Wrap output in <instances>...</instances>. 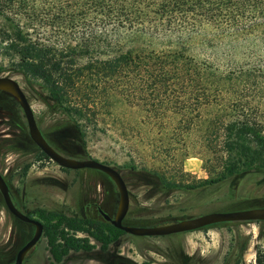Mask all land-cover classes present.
Wrapping results in <instances>:
<instances>
[{"label": "trees", "instance_id": "obj_1", "mask_svg": "<svg viewBox=\"0 0 264 264\" xmlns=\"http://www.w3.org/2000/svg\"><path fill=\"white\" fill-rule=\"evenodd\" d=\"M199 33L206 46L245 42L241 60L233 63L232 53L223 65L197 58L189 42ZM0 56L13 73L42 82L57 127L78 129L75 116L83 122L122 102L140 108L149 138H203L212 156L206 178H184L177 157L160 159L161 178L136 170L157 176L169 193L180 191L178 220L194 216L186 214L193 203L198 215L264 206V195L235 198L239 188L264 186V0H0ZM78 94L79 103L71 99ZM223 187L224 202L215 196ZM37 212L56 259L90 247L68 233L96 230V222ZM100 225L114 237L123 232Z\"/></svg>", "mask_w": 264, "mask_h": 264}, {"label": "rangeland", "instance_id": "obj_2", "mask_svg": "<svg viewBox=\"0 0 264 264\" xmlns=\"http://www.w3.org/2000/svg\"><path fill=\"white\" fill-rule=\"evenodd\" d=\"M263 24H259V29ZM206 38L199 33L190 40L189 50L197 58H204L217 64L224 63L226 55L233 54V63L241 60L243 44L241 40L231 44H217L206 46L202 43ZM128 40L127 33H121V42ZM215 43V42H214ZM13 64L8 57L0 56V76H10L16 79L25 91L32 110L34 111L41 128L45 131L46 126L52 124L47 91L38 79L25 77L13 73ZM72 100L78 102L81 95H72ZM79 103V102H78ZM1 112L11 123V128L16 133L23 135V142L10 151H3L0 167L6 174L15 197H21L28 212L39 219L42 223L47 221L39 216L38 209L68 215L73 218L88 219L96 222L97 229L83 225V231H76L72 235L76 242L86 239L84 246H98V239H104L106 232L100 229L99 216L92 206V200H101L104 206L114 212L117 201L115 185L104 175L90 169L77 171H65L59 169L55 163L39 155L38 150L25 137V121L13 100L0 97ZM110 109V108H109ZM143 112L138 106H130L118 102L112 110L104 111L94 116L89 113L86 120L81 122V117L75 116L73 122L83 130V138H70L67 131L55 129L49 133L48 138L59 150L75 157H91L105 162L117 168L125 175L126 170L134 166L135 170H148L159 172V178L166 168L160 159L165 157H177L182 159V174L184 178L196 181L208 176L205 161L212 157L203 147V138L192 135L190 138H149L145 126L139 121ZM5 122V121H4ZM6 124V123H5ZM140 124V125H138ZM138 127V128H135ZM2 129L3 127L0 126ZM10 128V130H12ZM0 129V130H1ZM75 131V130H74ZM47 134V133H46ZM71 134V133H70ZM25 137V138H24ZM27 161L28 168L23 170L21 160ZM41 158V160H38ZM212 159V158H211ZM171 162L169 165H172ZM163 167V168H162ZM165 174V173H164ZM166 176H169L166 173ZM132 210L139 216L145 208L154 209L163 207L156 218H164L168 215L173 217L163 219L161 224L178 220L179 200L182 197L180 191H172L165 197L142 198L140 192L130 185ZM227 187L212 200L220 201L225 197ZM264 195V186L256 188L252 184L239 188L235 198H250ZM198 204L187 210L186 214L198 215ZM136 216V215H135ZM190 217V216H189ZM187 218V217H185ZM53 222V221H52ZM20 223L7 214L6 207L0 195V262L11 263L14 260L15 229ZM67 229V228H66ZM46 238L29 253L25 264H46L48 262L45 249ZM109 245V244H108ZM107 245V246H108ZM88 247V248H90ZM111 255L122 256L131 261L130 264H172L178 248L183 252L193 253L195 258H200L197 264H264V257L257 262L256 256H264V220L263 221H233L212 225L188 232L169 235L166 237L135 238L132 235H121L111 244ZM12 249L14 251H12ZM92 249V250H93ZM72 252L69 261L63 264H106L102 259L91 260ZM116 253V254H114ZM81 257V259H79Z\"/></svg>", "mask_w": 264, "mask_h": 264}, {"label": "flooded vegetation", "instance_id": "obj_3", "mask_svg": "<svg viewBox=\"0 0 264 264\" xmlns=\"http://www.w3.org/2000/svg\"><path fill=\"white\" fill-rule=\"evenodd\" d=\"M2 76H5V75H2ZM22 90H23V88H22ZM23 92L25 93L24 90H23ZM25 95H26V93H25ZM1 96L2 97H6V98H10L11 100L14 101V103L16 104L18 110L20 111V113H21V115H22V117L24 118V121H25V127H26L25 128V130H26L25 137L33 144V146L36 148V150H38V153H39V151H41V150L34 143V141L31 139V137L28 134V128H27V124H26V119L24 117V114H23V111H22L20 105L18 104L16 99L13 96H11L10 94H8L7 92H4V91L0 90V97ZM26 97H27V95H26ZM27 99H28V97H27ZM1 110L2 109L0 108V126H2L3 128L2 129L0 128L1 129L0 130V163H1V158H2L1 155L3 154L4 150L11 152L12 150H14L17 147L18 143L23 142V135L20 134V132L17 133V131H16V133H15L13 131V129L11 128V123L8 120L9 118L5 114H3L1 112ZM50 112L53 113V114H51V116L53 117L54 112L52 110H50ZM33 113H34V111H33ZM3 117H7L8 119L3 120ZM34 117H35L36 123H37L41 133L43 134L44 138L47 140V142L55 150H57L62 155H65V156H68V157H72V158H76V159H81V157H75V156L70 155L68 153L62 152L57 147H55V145L48 139V138H52V136H50L49 133H53L54 131H56L55 129H61V128H62V130L68 132L70 138H74L75 136H78V138H81V136L79 135V133L77 131L79 128L77 129V128H70L69 127L70 129H68V128L64 127V125L63 126L61 125L60 127H57L56 125H54L55 122L53 120H51L52 124L47 125L46 126L47 128L44 131L41 128L35 113H34ZM57 122H59V121H57ZM10 128L12 130H10ZM43 158H47L52 163H55L48 156L47 157H43ZM82 158H91V157H82ZM25 159L26 158H24L20 162V164L23 165V170L24 171H26V169L28 168L27 161ZM38 160H41V158H38ZM56 165L58 166L59 169H62V170H65V171H67V170L68 171L81 170V168H79V169H70V168L61 167L58 164H56ZM82 169H90V170H93V171H97V172L101 173L102 175L106 176L115 185V183L111 180V178L107 174L103 173L102 171H99V170L93 169V168H82ZM126 171L127 172H125V175L120 173L122 178L125 181L126 186H127L128 196H129L128 211H127L125 217L123 218L122 222L124 224L134 225V226H154L153 223L145 224V223H142L141 220L149 219V218H156V213H158L160 210H162L163 207L160 206V208H156V211L154 209H149V208H145L144 207L145 210H142L141 211L142 213H140L139 216H137V214H134V212L132 210L133 206H132V202H131V200H132L131 199V195L132 194L130 192V185H132L135 188L136 193L140 192V196H142V198H145V197L153 198L154 196L159 197V198L160 197H165V196L168 195L169 191L168 192L165 191L164 187L162 185L160 186V182H159L160 180L158 179L157 176H152L150 174H147L146 172H140V171H136V170H132V169H128ZM0 173L3 176V178L5 179L8 187H9L10 195H11V198H12L13 203L15 204V206L21 212H23L24 214H26V215L34 218V219H37L36 217L32 216L30 212L27 211L24 203L22 202L21 197L19 199H18V197H15V195H14V193L12 191V187H11L9 181H8V178H7L6 174L2 171L1 167H0ZM115 190H116L118 198H117V201H116V204H115L114 212L108 210L104 206V203L101 200H98V201L92 200V202H91V204H92V206H94V210H95L96 214L99 216L100 220L103 221V222H109L110 224H111L110 220L107 219L104 215H106L109 218H112L114 213H115V211H116L118 200H119V192H118V189H117L116 185H115ZM0 195H1V193H0ZM6 211H7V214L10 217H12L13 219L17 220L20 223V226L18 228H16L15 232H14V238H15V241H16V245L14 247V250H15V252H14V260H15V256H16L18 250L32 237V235H33V233L35 231V226L32 223L25 222V221L15 217L13 214H11L8 211L7 208H6ZM66 216H68V215H66ZM68 217H70V216H68ZM76 219L81 220L80 218H76ZM37 220H39V219H37ZM255 221H257V220H255ZM261 221H263V220H261ZM148 222H150V221H148ZM228 222H233V221H228ZM221 223H225V222H221ZM42 224H43V230H42L41 236L39 237L37 242L26 252V254H25L24 258H23V264H25V261L27 259V256L29 255V253L40 243V241L43 239V237L46 238V240H45V249H46V252L48 254L47 255L48 262L46 264H63L65 261H69V259L73 255L72 252L78 253V255H81V251L84 252L83 256H86L88 259H91V260H96V259H100L101 260L102 256L104 258H107V259L102 260L106 264H130L131 263L130 260H128V259H126V258H124L122 256L109 254L110 252L113 253V249L111 247V244L114 243V241H116L121 235H124V234L132 235L130 233H126V232H124L122 230L123 232L121 234H119L118 236L114 237L111 233H109V231L104 229V231L106 232V237L104 239H100V240L98 239V246H95L97 248L93 249V246H91L90 248H85V247L81 248V246H80L77 249H70L66 253H63L62 256L60 257V259L58 260L53 255V253H51V248H50V245H49V242H48V237L45 235V231H44V225L45 224L44 223H42ZM160 224L161 223L155 224V225H160ZM208 226H212V225H208ZM205 227H207V226H205ZM202 228H204V227H202ZM185 232H188V231H185ZM180 233H184V232H180ZM180 233H174V234H169V235H175V234H180ZM169 235H163V236H137V235H132V236L135 237V238H144V237H166V236H169ZM104 243H106V245H104ZM14 250L12 249V251H14ZM114 254H116V253H114ZM174 258H175L174 260H176V264H197L199 262V260H200V258L199 259L195 258L193 253L188 254L186 252H183L182 248H180V247L178 248V252L175 254ZM79 259H81V257H79ZM14 260L11 263H6V264H14ZM0 264H1V262H0ZM132 264H133V262H132ZM141 264H143V263L141 262ZM172 264H175V262H173Z\"/></svg>", "mask_w": 264, "mask_h": 264}, {"label": "water", "instance_id": "obj_4", "mask_svg": "<svg viewBox=\"0 0 264 264\" xmlns=\"http://www.w3.org/2000/svg\"><path fill=\"white\" fill-rule=\"evenodd\" d=\"M0 90L7 92L16 99L26 119L29 136L39 147V149L46 156L52 159L56 164L61 167L70 169H97L107 174L111 178V180L115 183L118 189L119 200L113 217L109 218L106 215L104 216L110 220L111 224L114 227L121 229L126 233H130L132 235L137 236H163L185 231H191L221 222L264 220V206H258L228 211L207 212L197 216L182 218L173 222L154 226H134L124 224L122 221L128 211L129 196L125 181L122 178L118 169L112 165L98 161L94 158L76 159L59 153L47 142V140L41 133L36 123L30 103L25 93L23 92L19 82L10 76H0ZM0 193L6 208L11 214L25 222L32 223L35 226V231L32 237L18 250L15 256L14 264H23V258L26 252L37 242V240L41 236L43 224L39 220L24 214L15 206L10 195L9 187L1 173Z\"/></svg>", "mask_w": 264, "mask_h": 264}]
</instances>
